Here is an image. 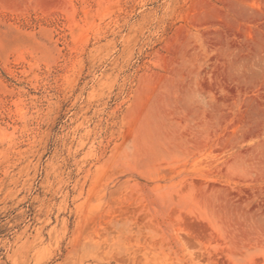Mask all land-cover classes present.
<instances>
[{
  "label": "rangeland",
  "instance_id": "374dc122",
  "mask_svg": "<svg viewBox=\"0 0 264 264\" xmlns=\"http://www.w3.org/2000/svg\"><path fill=\"white\" fill-rule=\"evenodd\" d=\"M0 264H264V0H0Z\"/></svg>",
  "mask_w": 264,
  "mask_h": 264
}]
</instances>
